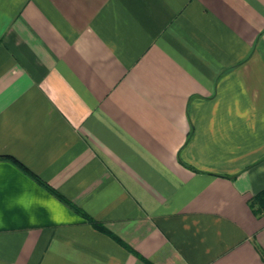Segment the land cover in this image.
<instances>
[{
    "label": "crops",
    "instance_id": "crops-1",
    "mask_svg": "<svg viewBox=\"0 0 264 264\" xmlns=\"http://www.w3.org/2000/svg\"><path fill=\"white\" fill-rule=\"evenodd\" d=\"M263 194L264 0H0V264H264Z\"/></svg>",
    "mask_w": 264,
    "mask_h": 264
},
{
    "label": "trees",
    "instance_id": "trees-1",
    "mask_svg": "<svg viewBox=\"0 0 264 264\" xmlns=\"http://www.w3.org/2000/svg\"><path fill=\"white\" fill-rule=\"evenodd\" d=\"M57 195H59L57 192H55ZM60 196V195H59ZM261 199L264 200V194L263 196H261ZM80 212H82L81 210H79ZM88 217V216H87ZM91 219V218H90ZM95 224L97 225V223L95 222Z\"/></svg>",
    "mask_w": 264,
    "mask_h": 264
}]
</instances>
